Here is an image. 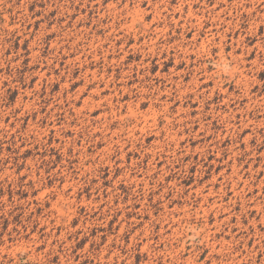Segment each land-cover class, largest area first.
<instances>
[{
  "label": "rangeland",
  "instance_id": "1",
  "mask_svg": "<svg viewBox=\"0 0 264 264\" xmlns=\"http://www.w3.org/2000/svg\"><path fill=\"white\" fill-rule=\"evenodd\" d=\"M0 264H264V0H0Z\"/></svg>",
  "mask_w": 264,
  "mask_h": 264
}]
</instances>
